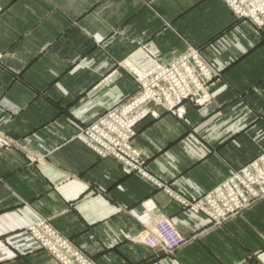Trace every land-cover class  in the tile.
I'll return each mask as SVG.
<instances>
[{
  "label": "crops",
  "instance_id": "obj_1",
  "mask_svg": "<svg viewBox=\"0 0 264 264\" xmlns=\"http://www.w3.org/2000/svg\"><path fill=\"white\" fill-rule=\"evenodd\" d=\"M198 48L210 101L136 126L145 170L194 200L264 150V25L223 0H0V264H59L27 231L39 217L94 264H264V199L216 226L75 137L137 90L119 61ZM170 217L174 253L138 237Z\"/></svg>",
  "mask_w": 264,
  "mask_h": 264
},
{
  "label": "built area",
  "instance_id": "obj_2",
  "mask_svg": "<svg viewBox=\"0 0 264 264\" xmlns=\"http://www.w3.org/2000/svg\"><path fill=\"white\" fill-rule=\"evenodd\" d=\"M223 1L236 17L246 18L258 27L264 25V0ZM118 65L133 77L137 90L82 127L75 135L77 139L99 156H112L129 170L162 186L184 207L205 215L216 226L264 199V150L213 189L190 200L155 180L132 144L137 124L147 117H158L157 107L183 119L187 102L201 106L210 101L209 89L218 73L198 48L187 47L167 63H160L141 45L139 51ZM27 231L59 264H94L47 218L39 217L27 226ZM138 239L152 249L162 248L168 253H174L184 243L174 221L167 216L145 229Z\"/></svg>",
  "mask_w": 264,
  "mask_h": 264
}]
</instances>
